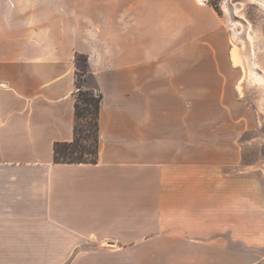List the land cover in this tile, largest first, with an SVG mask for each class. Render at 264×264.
I'll list each match as a JSON object with an SVG mask.
<instances>
[{
	"label": "crops",
	"instance_id": "crops-1",
	"mask_svg": "<svg viewBox=\"0 0 264 264\" xmlns=\"http://www.w3.org/2000/svg\"><path fill=\"white\" fill-rule=\"evenodd\" d=\"M77 53L102 94L95 163L53 159ZM232 53L198 0H0V264H255L229 245L264 217L226 171L237 132L201 135L237 125Z\"/></svg>",
	"mask_w": 264,
	"mask_h": 264
},
{
	"label": "rangeland",
	"instance_id": "rangeland-1",
	"mask_svg": "<svg viewBox=\"0 0 264 264\" xmlns=\"http://www.w3.org/2000/svg\"><path fill=\"white\" fill-rule=\"evenodd\" d=\"M198 1L213 6L226 33L227 48L230 46L239 58L236 81L231 88L229 84L232 80H226L222 94L227 97L226 102L232 100L237 105V125L232 123L229 126L223 122V125L218 126L219 123L215 122L219 121L207 118L205 123L201 120V135L225 137L236 130L239 159L235 165L228 166L226 171L238 179L239 200H254L255 219L261 220L262 215L257 214H264V0ZM83 78V86H94L89 74L86 73ZM204 102L208 106L206 109H212L206 111V116L216 113L213 106L209 107L215 103L213 95L205 94ZM211 123H215L214 127L210 126ZM255 229L252 240L254 247L246 245L242 239L229 245L237 248V260L240 261L250 253L251 258H257L255 264H264V217L262 223H255ZM222 236L229 242L227 231H223ZM224 251L222 264H227Z\"/></svg>",
	"mask_w": 264,
	"mask_h": 264
},
{
	"label": "trees",
	"instance_id": "trees-1",
	"mask_svg": "<svg viewBox=\"0 0 264 264\" xmlns=\"http://www.w3.org/2000/svg\"><path fill=\"white\" fill-rule=\"evenodd\" d=\"M75 102L73 139L55 142L53 159L61 163H95L98 158V116L102 94L93 86H83L89 74L87 56L75 54Z\"/></svg>",
	"mask_w": 264,
	"mask_h": 264
},
{
	"label": "bare ground",
	"instance_id": "bare-ground-1",
	"mask_svg": "<svg viewBox=\"0 0 264 264\" xmlns=\"http://www.w3.org/2000/svg\"><path fill=\"white\" fill-rule=\"evenodd\" d=\"M234 57H233V59H234V61H236V62H238V60H239V58H238V55H237V53L235 52V51H233V54H232ZM252 71V70H251ZM250 73V72H249Z\"/></svg>",
	"mask_w": 264,
	"mask_h": 264
}]
</instances>
